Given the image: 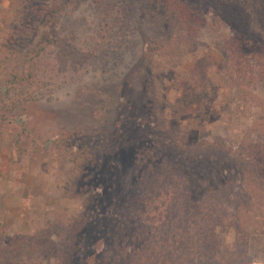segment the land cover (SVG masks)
Masks as SVG:
<instances>
[{"label": "rangeland", "instance_id": "obj_1", "mask_svg": "<svg viewBox=\"0 0 264 264\" xmlns=\"http://www.w3.org/2000/svg\"><path fill=\"white\" fill-rule=\"evenodd\" d=\"M14 239L33 264H264V0H0Z\"/></svg>", "mask_w": 264, "mask_h": 264}, {"label": "trees", "instance_id": "obj_2", "mask_svg": "<svg viewBox=\"0 0 264 264\" xmlns=\"http://www.w3.org/2000/svg\"><path fill=\"white\" fill-rule=\"evenodd\" d=\"M169 5L167 4V9ZM178 11L180 12V10L178 9ZM167 14H169L168 11H166ZM176 38V37H175ZM170 49H171V56L172 57H176L177 55H182L185 53L186 51V45L185 43H183V41L179 38L176 39H172V41L170 42ZM177 60H174V66L176 67L177 65ZM156 85H158L156 83ZM205 87H207V90L213 91L214 89L217 88H230V82L228 81V79L225 77V75L216 72L214 69H212V73H211V78L209 81H207V83L205 84ZM153 88V87H152ZM154 92L157 98V102L158 104H160L159 102H161L162 99V92L160 90V87H154ZM92 101H90V104H92V106H94L96 109H99V105L96 101H93L95 99V97H92ZM252 213H248V210H240V213L238 212V218H237V222H236V227L237 228H247L246 226V220L248 219V217H252ZM244 227V228H243ZM212 239V240H211ZM211 239L208 237L206 239V242L208 243L210 242H214L215 238L214 236L211 237ZM25 248V244L23 243V241L19 240V239H14L13 241H11L9 243V245L7 247H5L4 249H2L0 251V264H21V256H25L27 258L26 262L23 264H33V263H29L28 260H30L31 255H29L30 257H27V254H23V250ZM202 246L200 245L199 247H195V248H191L187 247L184 248L183 250L180 249L179 253H177L179 259H178V263H174V264H192V261H194L195 259V252H199L202 253ZM176 255V256H177ZM17 256H19L17 258ZM155 264H172L169 263L168 259L162 260V261H157Z\"/></svg>", "mask_w": 264, "mask_h": 264}]
</instances>
